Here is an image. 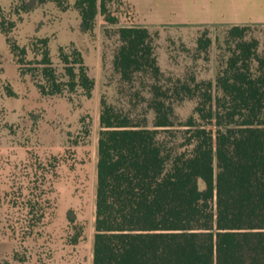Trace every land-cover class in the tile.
I'll list each match as a JSON object with an SVG mask.
<instances>
[{"label": "trees", "instance_id": "1", "mask_svg": "<svg viewBox=\"0 0 264 264\" xmlns=\"http://www.w3.org/2000/svg\"><path fill=\"white\" fill-rule=\"evenodd\" d=\"M49 2L67 8L66 0H29L16 14ZM107 2L75 0L80 32H91L97 15L116 22ZM117 33L112 70L124 83L149 79L154 122L151 127L132 122L100 102L92 264H264V28L225 30L214 85L194 78L162 85L150 32L122 27ZM39 43L47 86L37 88L42 96L60 95L61 84L46 68L48 39ZM7 44L12 55H26L27 48L8 38ZM210 45L209 38L197 41L201 52ZM72 49L78 67L77 73L67 69L66 86L89 98L94 80L81 52ZM62 51L59 59L68 64ZM193 98L198 101L193 115L176 122L174 104ZM32 192L23 205L28 237L52 208L49 199L41 204Z\"/></svg>", "mask_w": 264, "mask_h": 264}, {"label": "rangeland", "instance_id": "2", "mask_svg": "<svg viewBox=\"0 0 264 264\" xmlns=\"http://www.w3.org/2000/svg\"><path fill=\"white\" fill-rule=\"evenodd\" d=\"M28 1L0 0V23L7 31L3 33L0 26V264H92L100 102L114 106L132 122L149 127L154 122V113L148 108L149 79L138 76L124 83L112 70L118 29L145 28L150 32L162 85L190 78L214 85L218 44L225 30L236 25L264 28L261 2L147 0L143 4L140 0L143 5L137 9L125 0H107V13L116 22L108 24L97 15L94 29L80 32L83 38L78 43L83 52L101 53V78L96 93L87 98L80 88L69 92L67 69L77 73L78 67L71 57L74 46L63 48L68 64L62 63L58 53L64 40L55 39L53 32L61 22L75 28L78 14L69 5L71 0H66L65 10L49 2L18 16L17 8ZM13 22L15 28L9 29ZM7 38L27 48L26 55H12ZM46 38L51 61L46 68L61 84L60 95L42 96L37 88L47 86L39 43ZM200 38L211 40L206 52L197 49ZM11 59L19 77L9 81ZM197 102L193 98L175 103V121L184 122L192 116ZM32 190L39 203L49 199L52 208L44 225L31 230L28 237L23 205ZM77 233L80 237L73 245L70 241Z\"/></svg>", "mask_w": 264, "mask_h": 264}, {"label": "crops", "instance_id": "3", "mask_svg": "<svg viewBox=\"0 0 264 264\" xmlns=\"http://www.w3.org/2000/svg\"><path fill=\"white\" fill-rule=\"evenodd\" d=\"M125 1H127L129 3H133L135 8H137V9H139V5H141L140 0H125ZM74 2H75V0L69 1V5L73 6ZM260 2H261L260 3L261 19H262V22L264 23V0H260ZM144 3H148L147 0H144L143 4ZM146 5L148 6V4H146ZM77 14H78V12H77ZM79 23H80L79 15H78L77 20L75 21V28L74 29H72L67 24V22L57 23V25L55 26V30H53V32L55 33L54 38L57 39L58 37H62V39L64 40V43L62 44L61 48H64L67 46H74L76 49H78L81 52L83 64H84L85 68L87 69V74L90 78H92L94 80V87L91 91V96H93L96 93V89L98 86V79L101 78V53L98 50L94 54H91V53L85 54L83 52L84 50H82L83 48H81V43H78L79 40L81 38H83L80 35L81 33L79 30ZM100 27L103 28V25L102 26L100 25ZM10 61H11V63H13L12 59ZM17 77H19V73L17 70V66H15L13 63L11 65L10 78H6V77L5 78L10 81L11 78H17ZM19 80L20 79L18 78V81ZM20 92L22 93L23 90L20 89ZM97 94H98V92H97ZM97 142H98V139H97ZM96 168H97V162H96ZM95 190H96V187H95Z\"/></svg>", "mask_w": 264, "mask_h": 264}]
</instances>
